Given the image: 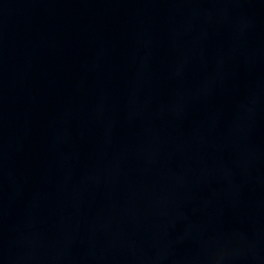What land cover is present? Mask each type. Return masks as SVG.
Wrapping results in <instances>:
<instances>
[{"label":"water","instance_id":"obj_1","mask_svg":"<svg viewBox=\"0 0 264 264\" xmlns=\"http://www.w3.org/2000/svg\"><path fill=\"white\" fill-rule=\"evenodd\" d=\"M0 264H264V0H0Z\"/></svg>","mask_w":264,"mask_h":264}]
</instances>
